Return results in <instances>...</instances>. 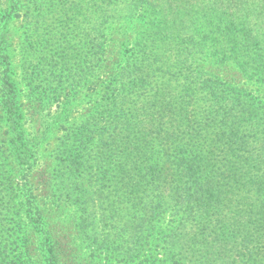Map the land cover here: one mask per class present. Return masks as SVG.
Listing matches in <instances>:
<instances>
[{
	"label": "rangeland",
	"instance_id": "rangeland-1",
	"mask_svg": "<svg viewBox=\"0 0 264 264\" xmlns=\"http://www.w3.org/2000/svg\"><path fill=\"white\" fill-rule=\"evenodd\" d=\"M170 3L0 0V253L5 262L22 250L25 229H19L16 213L27 210L23 204L28 193L19 180L21 134L12 148L4 94H16L22 134L32 152L28 181L37 207L60 229H68L62 221L74 220V238L59 264H134L138 251L149 256L151 264H188L164 245V231L172 225L179 233L177 224L185 216L174 202L164 204V192L146 175L158 148H148L133 199L113 185L114 166L124 163L125 147H120L119 138L139 137L144 123L133 118L131 110L152 105L164 96V89L192 102L191 112L202 120L221 118L219 128L226 127L228 117L248 121L243 133L254 155L247 149L241 154L249 165L246 182L260 177L264 70L237 74L228 45L200 48L194 44L199 38H187L206 33L220 17L222 23L239 24L246 35L253 31L254 54L264 65V14L256 8L260 0H190L193 5L179 14L176 25L166 26ZM126 29L124 36H117ZM4 78L11 87H4ZM211 86L221 100L213 99ZM132 224L140 231L131 233ZM116 232H124V238H113Z\"/></svg>",
	"mask_w": 264,
	"mask_h": 264
},
{
	"label": "trees",
	"instance_id": "trees-1",
	"mask_svg": "<svg viewBox=\"0 0 264 264\" xmlns=\"http://www.w3.org/2000/svg\"><path fill=\"white\" fill-rule=\"evenodd\" d=\"M170 2L164 14L166 26L176 25L179 14L193 5L190 0ZM258 5L256 8L264 14V0H260ZM233 9L235 7L230 6L229 10ZM238 26L231 21L222 23L219 17L206 33L190 34L187 38H199L200 41L194 44L200 48L209 43L222 47L228 45L234 55L229 61L235 63L233 72L237 74L263 71L262 61L254 54L256 43L251 35L253 31L246 35ZM128 31L118 32L117 36H124ZM245 35L248 38H244ZM238 55L242 58L237 60ZM4 58L8 61L7 55ZM4 87H11L7 78H4ZM210 89L211 95L215 94L213 86ZM14 95H3V109L12 148L16 147L21 134L22 142L18 144L22 153L18 161L19 180L25 185L21 186L27 188L28 195L23 204L27 210L20 208L16 214H20L18 226L21 230L25 229V235L21 238L22 250L14 260L5 262L0 253V264H59L60 256L69 252V239L74 238L75 229H71L75 228L72 224L74 220L69 217L62 221L61 225L65 224L68 229L65 230L64 226L60 229L51 215L37 207L33 187L28 181L32 152L27 137L22 134V117ZM212 97L216 101L221 100L216 95ZM191 109L192 102H185L182 96L178 98L175 92L165 89L164 96H158L152 105L144 103L140 109L133 108L131 116L144 122L141 135L134 138L121 135L119 138L120 147H125L124 163L118 162L114 166L117 181L115 179L113 185L119 186L121 193L129 194L133 199L132 193L135 194L141 185L144 159L150 153L148 148L155 145L159 157L154 158L146 175L151 176L164 192V204L174 202L176 211L185 216L177 224L179 233L172 225L164 231L166 250L169 253L179 252L180 260L188 264H264V168L257 180L247 183L249 165L241 155L246 149L254 155L253 145L243 133L248 121H235L234 117H228L226 127L219 128L216 123L219 124L221 118L216 120L217 117L205 116L202 120ZM114 137L110 139L112 142ZM255 175H258V170ZM21 203L20 200V207ZM175 216L172 215L173 218ZM132 227L133 224L130 226L131 233L140 231L138 225ZM118 232L113 238L123 239L125 233L120 235ZM137 254L139 257L131 255L134 264H151L149 256L140 254V251Z\"/></svg>",
	"mask_w": 264,
	"mask_h": 264
}]
</instances>
